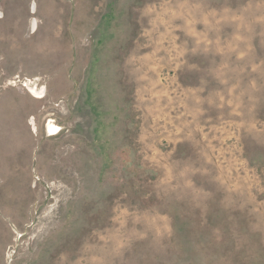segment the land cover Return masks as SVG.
<instances>
[{"label":"rangeland","instance_id":"374dc122","mask_svg":"<svg viewBox=\"0 0 264 264\" xmlns=\"http://www.w3.org/2000/svg\"><path fill=\"white\" fill-rule=\"evenodd\" d=\"M0 264H264V0H0Z\"/></svg>","mask_w":264,"mask_h":264},{"label":"bare ground","instance_id":"6f19581e","mask_svg":"<svg viewBox=\"0 0 264 264\" xmlns=\"http://www.w3.org/2000/svg\"><path fill=\"white\" fill-rule=\"evenodd\" d=\"M33 7H34V5H33ZM31 24H32V29L35 30L36 25H37V24H36V21L33 20ZM39 97H40V96H39ZM29 123L32 124V126L36 128V124L34 123V121H33L32 119H30ZM35 128H34V129H35ZM47 129H48V131H49L51 134H54V133H57V132H58V127H57L55 124H52V123H48V124H47Z\"/></svg>","mask_w":264,"mask_h":264}]
</instances>
